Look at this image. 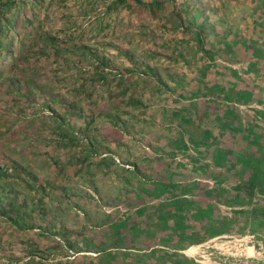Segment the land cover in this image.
Returning a JSON list of instances; mask_svg holds the SVG:
<instances>
[{
    "label": "rangeland",
    "instance_id": "374dc122",
    "mask_svg": "<svg viewBox=\"0 0 264 264\" xmlns=\"http://www.w3.org/2000/svg\"><path fill=\"white\" fill-rule=\"evenodd\" d=\"M180 1L183 25L169 4L156 19L143 11L107 12L105 0L23 5L19 21L26 23L9 35L10 52L0 58V167L10 172L0 185L18 203L24 198L31 203L33 197L36 204L16 224L0 215V264H43L31 260V253L43 256L44 264L52 257L69 264H173L179 254L189 264H229L241 255L245 241L240 238L247 229L256 244L258 226L252 219L230 222L234 228L227 234L203 237L204 243H192L203 233L194 225L188 230L195 233L190 244L161 219L162 209H168L162 202L171 198L172 188L183 194L187 184L194 193L212 184L215 172L207 163L217 150L232 147L240 130L255 131L233 101L236 93L247 90L248 100L264 107V34L255 43L261 51L251 46L257 28H264L263 0ZM190 19L202 24L205 51L196 33L185 29ZM49 37H57L70 52L50 56ZM83 46L108 57V69L124 72L128 88L114 82L97 84L93 93L79 91L95 71L82 55ZM223 87L235 88L228 133L223 106L214 103L223 99ZM209 97L214 101L209 103ZM192 102H207L204 109L198 107V119L177 113L179 105ZM203 114L218 121L206 124ZM60 126H70L76 141H62ZM183 136L199 144L186 153L179 146ZM164 182L170 183L167 190ZM145 183L152 187L145 189ZM6 194L2 205L10 201ZM142 196L154 203L142 219L148 225L124 228L117 238L116 224L136 216L125 205L127 198L142 204ZM213 211V219L222 213L218 207ZM121 240L134 247L130 253Z\"/></svg>",
    "mask_w": 264,
    "mask_h": 264
},
{
    "label": "trees",
    "instance_id": "16d2710c",
    "mask_svg": "<svg viewBox=\"0 0 264 264\" xmlns=\"http://www.w3.org/2000/svg\"><path fill=\"white\" fill-rule=\"evenodd\" d=\"M30 0H0V58L4 56L5 52H10L7 46V38L9 35L20 25L25 24L26 21H19V16L22 11L23 5H26ZM43 0H31V4H39ZM106 2V11L125 9L128 12H136L143 11L148 12L152 19L158 18V15L161 10L165 9L166 4L171 5L173 9V13L176 16L178 23L183 25L185 22V18L183 16L184 5L180 0H105ZM262 5L264 6V0L262 1ZM189 26L185 27L186 30L192 31L196 33L198 38V45L201 50L205 51L204 47L206 44V34L202 28V24L199 26H195L193 24V20H189ZM259 22V20H258ZM260 34H264V28H257V35L254 36V43L251 44L252 48L258 49L259 47L255 46L256 41H259ZM49 42L53 44L51 46L52 52L50 56L60 57L63 55L64 49L62 46V42L57 37H49ZM261 41V39H260ZM259 41V42H260ZM82 48V55L86 59H90L93 64V68L95 69L94 75L92 78L84 79L79 85L78 89L81 90H89L91 93L94 92L97 84L103 83L107 86H111L112 83H117L120 89L125 88L126 75L121 70L117 71V74H114L112 70H109L108 67L111 64V60L106 56H100L96 53H92L87 46L80 47ZM262 49H258V51ZM67 53L70 52V49H66ZM211 53V50H210ZM208 53H206L207 55ZM62 65L64 64L66 67L70 66V60H63ZM16 66V63H15ZM0 68V73H1ZM264 83V80H263ZM10 87V92L13 93L15 91L14 86H12V79L8 82ZM125 85V86H123ZM117 88V87H115ZM128 88V87H127ZM125 88V90L127 89ZM264 88V86H263ZM235 90L234 87H223V99L221 101H214L213 98L209 97L210 100L216 102L217 105H222L224 109L225 115V127L227 128L226 133L228 131L233 130L232 125L226 119L228 114H231L233 110V98L230 96V92ZM247 90H240L236 93V97L234 98L238 103L241 111L246 113L247 120L251 118V124L254 126L255 131L249 132V129L245 131L240 130L241 134L238 137V140L234 143L232 147L223 146L217 150L215 157L213 160L207 163V166L215 172L212 177V184L207 187L203 186L202 189L194 191L192 193L189 191V186L187 184L182 185L181 194L177 189L172 188L171 190V198L166 200L163 203L164 206H168V209H162L164 212H160L161 218L163 221L168 222L166 228L174 231L176 233H181L180 235H184L183 238L185 243H204V238L207 239H216L222 235H225L229 232L230 229L234 228V226L230 225V222H238L241 219L249 220L252 219L254 224L258 226V230H253L254 233H257L255 236L256 245L258 247L264 248V107L263 103L259 104L256 101L248 100ZM185 99L190 98L189 95L182 94ZM53 101L55 97L52 96ZM237 99V100H236ZM201 102H192L190 104H182L176 108L177 113L187 112L189 113V117L194 119H198V107L200 109H204L207 106V102L203 104H199ZM48 107H51L50 105ZM186 113V114H187ZM204 115V116H203ZM200 117H203V122L206 124H213L218 121V119H211L210 117H206V114H203ZM206 117V119L204 118ZM261 118V119H260ZM219 120L222 121L223 117H219ZM61 130L60 138L62 141L75 142L76 133L70 126L68 127H59ZM239 130V129H238ZM208 135H211V131L209 128L205 131ZM183 140L179 144L180 148L184 152H189V150L194 146V144H199V141H196L192 138H186L183 136ZM232 140V139H229ZM13 168L16 172H20L21 168L17 163H14ZM196 168L202 169L201 166H197ZM28 178L35 179V177L28 172H22ZM10 175V172L6 167H0V180H4ZM25 179V178H24ZM28 187L34 189L33 185L28 182V179L24 180ZM147 184L145 189H150L152 186ZM169 182L163 183L164 190H167V186H169ZM151 186V187H150ZM39 190H44V185H38ZM9 190V189H8ZM174 191V192H173ZM7 193V187L0 185V215L11 220L12 223L16 224L19 220L26 217L30 212L31 203L35 200L31 197V203H28L29 199H23L20 203L17 202L15 197L9 196ZM10 199L8 204L2 205V195H5ZM128 201L125 202V205L129 209H133L135 218L131 220L130 218L124 219L120 224H116L115 236L118 238V235L121 230L124 228L137 229L141 227H145L148 225V221H143L142 219H146L149 214L150 206L154 203L149 202L146 196H142V204H132V200L127 198ZM35 202L33 205L35 206ZM218 207L221 210V214L217 215L214 219L211 218V215H214L213 209ZM46 210L40 207V212H45ZM32 212V211H31ZM159 219V217H158ZM143 221V223L141 222ZM171 222V223H170ZM198 227L199 231L202 232L200 234V240L192 238L191 241H187L191 238L193 231L188 233L189 228L193 226ZM145 231V230H143ZM198 231V230H197ZM147 232V231H146ZM184 233V234H183ZM188 233V234H187ZM114 236V237H115ZM167 237L170 240V235ZM204 237V238H203ZM145 238H148L145 236ZM207 241V240H206ZM146 242H151L148 239ZM172 242V241H171ZM121 244L124 245L125 250L129 253L131 249L134 247L129 242L120 241ZM152 243V242H151ZM199 246H194L193 249H197ZM31 260H38L40 263H45L46 260L43 256H36L31 253ZM192 261V260H191ZM189 260H187L184 254H179L173 264H186ZM49 264H69L68 262L59 261L55 258H50ZM189 264V263H188ZM194 264V263H193Z\"/></svg>",
    "mask_w": 264,
    "mask_h": 264
},
{
    "label": "built area",
    "instance_id": "2783aa9c",
    "mask_svg": "<svg viewBox=\"0 0 264 264\" xmlns=\"http://www.w3.org/2000/svg\"><path fill=\"white\" fill-rule=\"evenodd\" d=\"M253 237L251 231L247 229L240 238V240L245 241L243 242L241 255L233 258V261L229 264H264V251L257 248L256 244L253 243Z\"/></svg>",
    "mask_w": 264,
    "mask_h": 264
}]
</instances>
